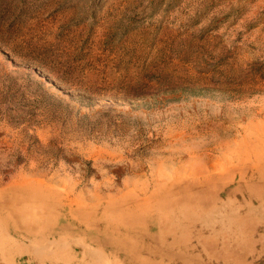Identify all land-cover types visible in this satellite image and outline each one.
<instances>
[{
  "label": "rangeland",
  "instance_id": "1",
  "mask_svg": "<svg viewBox=\"0 0 264 264\" xmlns=\"http://www.w3.org/2000/svg\"><path fill=\"white\" fill-rule=\"evenodd\" d=\"M262 172L264 0H0V264H264Z\"/></svg>",
  "mask_w": 264,
  "mask_h": 264
},
{
  "label": "bare ground",
  "instance_id": "2",
  "mask_svg": "<svg viewBox=\"0 0 264 264\" xmlns=\"http://www.w3.org/2000/svg\"><path fill=\"white\" fill-rule=\"evenodd\" d=\"M263 173V172H262ZM263 175H264V173H263ZM220 175H214V176H212V175H210L208 178H202V179H196V180H184V181H178V182H175V183H173L172 185H171V187H170V190H173V191H176L177 193H179L178 195L179 196H181V198H184V199H186L188 202H194L195 203V200L197 199V198H200L201 196H203V194H204V192L206 191V189H208V191H215L216 190V188H217V184L215 185V183H218V182H220V180H221V178L219 177ZM241 177H243V176H241ZM252 177V176H251ZM257 177V176H256ZM245 179V178H244ZM247 180V179H246ZM214 185V186H213ZM213 186V187H212ZM241 186V185H240ZM165 189V188H164ZM222 190V189H221ZM170 192V191H169ZM21 193H22V191H20V190H16L15 192H14V198H13V200H11V201H7V200H4L2 197H0V208L1 207H7L8 208V212H9V214H7V216L5 217V219H6V221L7 222H13V221H15L13 218H12V215L13 214H17V215H19V216H21L22 214H24V213H26L25 212V210H26V208H21V207H19L18 205H17V202H16V200H17V198L21 195ZM171 193V192H170ZM221 193V192H220ZM38 195V193L36 192V191H31V199L32 200H34L35 199V197ZM252 198V197H251ZM168 199V198H167ZM177 199V198H176ZM173 200H174V198H173ZM172 200V201H173ZM166 202H168V201H166ZM165 202V203H166ZM171 202V201H170ZM176 202V201H175ZM177 203H178V200H177ZM168 204H170V203H168ZM174 204H176V203H174ZM179 204V203H178ZM180 205V204H179ZM136 206L137 207H141L140 206V204L139 203H137L136 204ZM198 206H200L201 207V205H198ZM96 207H98V206H96ZM95 208V207H94ZM202 208V207H201ZM106 209V208H105ZM137 209H140V208H137ZM93 210V209H92ZM89 211H91V209L90 210H86V211H83L84 213L83 214H86V213H89ZM205 211V210H204ZM115 211H112V210H110L109 209V211H108V213H106V217H110V215L112 216L113 214H111V213H114ZM110 214V215H109ZM115 216V215H114ZM123 216V215H122ZM21 217H23V216H21ZM123 218H125V219H130L131 220V216H126V217H124L123 216ZM122 218V219H123ZM98 221V220H97ZM132 221V220H131ZM0 222H3V220L2 219H0ZM16 223V222H15ZM0 225H1V223H0ZM53 234L54 233H58V228H55L54 230L53 229H51L50 230ZM258 231H260V230H258ZM235 234V233H234ZM254 234V233H253ZM2 234H0V236H1ZM123 235H124V233H123ZM209 235V234H208ZM23 235H21V237H22ZM254 236V235H253ZM261 236V235H260ZM132 237H134V236H130V235H125V237H122L121 238V243H119L118 244V246L120 247V250H119V248L118 247H116L117 245H116V242H111V247H113V249L114 250H116L117 252H119V253H123V252H126V254H130V253H134L133 251H137L138 252V250H137V248H136V246L134 245V246H132V245H130L129 244V239H131ZM120 237H118V239H119ZM205 239V241H207V239L208 238H204ZM263 239V238H262ZM204 241V242H205ZM264 241V240H263ZM203 242V243H204ZM47 243V242H46ZM245 243V242H244ZM249 243V242H248ZM116 245V246H115ZM236 245V244H235ZM118 248V249H117ZM199 248V247H198ZM40 248H34L33 250H31V249H28V248H22V249H20V250H15V251H13L14 250V248H13V246H12V248H8V252L9 253H11V256L12 257H15V256H21V258L23 257V258H25V257H28L29 255L31 256H35V257H38V259L39 260H41V262L43 261V262H45V261H53L55 258V256H47V255H45L46 254V252H47V249L42 253L40 250H39ZM140 249L141 248H139V251H140ZM216 249V248H215ZM49 251H51V250H49ZM257 251V250H256ZM53 251H51V253H52ZM178 253V252H177ZM212 254V253H211ZM240 255V254H239ZM217 256H221V254H218ZM246 256V255H245ZM248 256V255H247ZM34 257V258H35ZM228 260H230L229 258H230V254L228 253L226 256H225ZM253 257V256H252ZM257 258H258V256H257Z\"/></svg>",
  "mask_w": 264,
  "mask_h": 264
}]
</instances>
